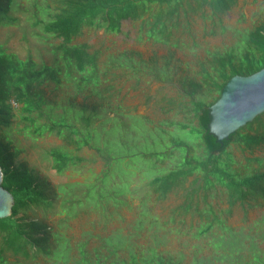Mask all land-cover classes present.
Here are the masks:
<instances>
[{
	"label": "trees",
	"instance_id": "trees-1",
	"mask_svg": "<svg viewBox=\"0 0 264 264\" xmlns=\"http://www.w3.org/2000/svg\"><path fill=\"white\" fill-rule=\"evenodd\" d=\"M28 1L32 17L30 26L38 28L43 33L38 36L44 39L51 37L57 42L50 50L54 56L52 62L40 64L30 56L20 58L0 44L1 185L11 193L14 199L11 214L0 218V264H11L12 262L8 260L9 256L23 263L36 262L40 257L53 258V261L65 260L63 255L54 254L52 251L55 248L59 249L58 245L63 236L53 231L47 219L49 215L58 212L54 210L53 199L56 197V192L22 156V147L11 135L13 130L32 138L41 137L45 133L52 134L61 139L66 146L71 145L74 151H78L83 146L94 149L101 155L106 167H110L113 163L114 157L111 156L110 149L105 144L98 146L95 145L96 142H93L95 134L99 137L96 126L92 125L94 119H101V112L110 109L105 104L110 98L104 94L108 93L110 86L101 88L99 85L107 74V69L111 71L115 64L130 67L135 73L144 68L143 61L141 58L136 60L132 54H120L118 57L109 55V66L99 75L100 51L91 49L87 42H74L82 35L83 30L85 28L103 29L105 33L118 34L121 33L122 21H140L139 37H145L154 44L165 47L167 51L163 56L161 67H156L149 62L148 69L158 79L170 82L174 76L171 60L176 50L188 43L182 38L193 37L191 21L195 17L208 21L210 26L207 35L211 37L223 35L227 27L222 23V16L232 10L238 0ZM22 10L27 9H22L17 0H0V27L16 25L18 19L13 13ZM241 16L244 17L243 14ZM261 16L237 41V46L225 47L222 51L206 50L208 58L205 62H199L200 71L197 72L202 79L198 80L195 76L189 75L178 76L177 94L170 99V104L176 103L182 107V111L191 117L187 119L190 122L195 121V124L189 125L171 120L166 124L177 126L179 131L190 128V133L194 135V142L188 144L183 140H173L171 147L164 151L140 154L142 157L153 160L149 167L155 170L156 161L169 158L173 148L179 150L175 166L166 169L162 175L158 173L152 176L148 181V187L157 194L158 198H165L167 194L182 189L186 180L192 177L191 188L185 190L180 204L172 209V213L176 209L181 216L187 214L198 216L197 236L216 232L212 228L217 226L220 233L215 239L209 238L210 241L207 244L213 248L209 247L210 250H216L218 247H223L222 244L237 241L234 231L225 224L227 216L220 217L221 213L215 212L214 206L208 201L206 191L211 176H219L224 181L225 200L228 205L224 211L227 214H230L232 208L238 205L244 209L245 214L247 210L244 205L251 208L264 203V157H247L248 161L255 162L257 167H252V173L241 180L226 174L217 165L218 156L226 152L230 144L235 145L242 152L247 150L251 154L255 149L264 147V112L237 129L231 135L232 141L215 154L209 152L202 137L205 130L199 120L201 111L219 97L221 87L231 76L250 75L264 67V17ZM191 44L189 49L197 45L193 38ZM63 80L71 82L75 89V93L67 99L65 104L54 99L55 92L58 91ZM212 92L216 95L211 97ZM78 95L81 96V101L77 100ZM204 95L211 99L206 100ZM91 97L92 100H90ZM55 108H60L61 112L56 113ZM110 112L116 111L111 108ZM19 123H23L22 126L15 128L14 126H18ZM194 146L201 151V156L191 154ZM46 155L51 159V167L59 174L82 160L76 154L67 152L61 147L46 150ZM107 173H110L107 168L102 171V176L98 178L100 182V186L97 184L98 187L105 189L102 180L108 177ZM111 197L110 193H104L95 201H87L91 202L93 208L104 210L107 207L108 198ZM144 204L143 202L141 205L144 206ZM122 205L128 206V201L124 200L118 205L115 204L117 207L115 210ZM35 209L42 212L41 217H29L28 212H35ZM79 213L80 211L71 217ZM141 213L145 214V212ZM173 220L172 217L171 221ZM59 221L63 223V219ZM150 224H155L154 218ZM66 240L68 242L67 238ZM103 240L104 245H108L107 257L117 258V260L112 258L113 264L118 262L122 264H182L184 261V254L181 251L170 256L158 253L154 248H149L145 252L134 251L131 250V246L126 248L128 258L124 260L119 257V251L126 241L123 236L114 234L111 238L104 237ZM84 243L82 242L79 248L81 259L75 264L88 263L86 253L82 249ZM68 249L67 246L66 254ZM237 256L244 257L242 254L230 255L229 263L239 264ZM100 262L97 256L94 264H101ZM189 264H206V259L197 252L193 254Z\"/></svg>",
	"mask_w": 264,
	"mask_h": 264
},
{
	"label": "rangeland",
	"instance_id": "rangeland-1",
	"mask_svg": "<svg viewBox=\"0 0 264 264\" xmlns=\"http://www.w3.org/2000/svg\"><path fill=\"white\" fill-rule=\"evenodd\" d=\"M17 2L22 9L27 10L13 13L18 19L16 25L0 27V44L20 58L30 56L38 64L51 63L54 56L50 50L57 40L38 36L43 33L38 28L30 26L32 20L30 2L28 0H17ZM242 14L244 17L241 16ZM260 15L264 17V0H238L236 6L222 16V23L227 27L226 32L214 37L207 35L209 22L195 17L191 25L192 38L197 45L189 49L190 45L192 46V38L187 36L182 38L188 43L182 45L183 47L180 46L171 60L174 76L170 82L158 79L148 69L149 62L161 67L163 56L167 51L165 47L154 44L145 37H139L140 21H122L121 33L118 34L105 33L103 29L85 28L82 35L74 42H87L91 49L100 51L99 75L109 66V55L118 57L120 54H132L136 60L141 58L144 68L134 73L130 67L115 64L111 71L107 69V74L99 85L101 88L110 86L108 93H104L110 98L105 104L116 112L112 113L110 109L102 111V118L94 119L92 125L96 126L99 137L95 134L93 142L98 146L105 144L110 149V154L114 157L110 167H106L97 151L87 146L74 151L71 145L66 146L61 139L52 134L45 133L41 137L32 138L15 130L11 132L16 143L22 147V156L28 164L44 177L56 192V197L53 199L54 210L60 213H53L47 219L53 231L63 236L58 245L59 249L55 248L52 251L65 258L63 261H53V258L40 257L36 262L23 263L9 256L8 260L12 262L11 264L79 263L81 259L79 248L82 242H85L82 249L86 253L87 264H94L97 256L101 264H113L112 258L116 260L117 258L107 257L108 245H104L103 239L106 236L111 238L114 234H120L126 240L119 251V257L124 260L128 258L126 248L131 246V250L134 251L145 252L149 248H154L156 252L170 256L181 251L184 254L182 264H189L191 257L197 252L206 259V264H232L229 263L230 255L234 256V254L244 256L243 258L237 256L239 264H264V203L251 208L244 205L247 210L245 214L244 209L238 205L227 214L224 211L228 207L224 181L219 176H211L206 191L208 201L214 206L215 212L221 213L220 217L227 216L225 224L231 227L237 238V241L231 244L225 243L222 244L223 247L212 250L213 248L207 243L210 237L215 239L220 233L217 226L212 228L216 232L197 236L198 216L189 214L181 216L176 209L172 213V209L180 204L185 190L191 188L192 177L186 180L182 189L167 194L165 198H158L157 194L148 187V181L152 176L158 173L162 175L166 169L175 166L179 150L173 148L169 158L156 161L155 170L149 167L153 160L140 155L164 151L171 147L173 140H183L188 144L194 142L190 128L179 131L177 126L166 124L170 120L189 125L195 124V121L188 120L190 116L182 111V107L176 103L170 104V99L177 94L178 76L189 75L195 76L198 80L202 79L197 72L200 71L199 62H205L208 58L206 50L222 51L225 47L237 46V41L255 24ZM84 92L88 94L87 91ZM55 93L54 99L65 104L75 93V89L71 82L63 80ZM47 95H50L49 92ZM214 95L216 93L212 92L211 97ZM204 97L206 100L211 99L206 95ZM76 98L81 101L80 95ZM55 112L60 113V108H55ZM22 124L19 123L18 126L14 124V127L18 128ZM52 147H61L67 152L76 154L82 160L77 165L68 167L63 173H56L51 167L50 157L46 155V150ZM191 154L201 156L202 153L194 146ZM252 156L264 157V147L255 149L251 154L247 150L242 152L238 147L230 144L226 152L218 156L217 165L226 174L241 180L252 173V167H257L255 162L247 159ZM106 168L110 173H107L108 177L102 180L104 189L97 184L100 186L98 178L100 179L102 171ZM104 193H110L112 196L108 198L104 210L93 208L91 202L87 201H95ZM142 199L144 206L141 205ZM124 200L128 201L129 205H122L115 210L117 208L115 204L118 205ZM78 211L79 214L71 217ZM28 213L29 217L42 216L39 209ZM172 217L173 221H171ZM153 218L154 225L150 224ZM60 219H63V223L59 221ZM67 246L69 249L66 254ZM209 247L212 249L210 250ZM118 264L122 263L118 262Z\"/></svg>",
	"mask_w": 264,
	"mask_h": 264
},
{
	"label": "water",
	"instance_id": "water-1",
	"mask_svg": "<svg viewBox=\"0 0 264 264\" xmlns=\"http://www.w3.org/2000/svg\"><path fill=\"white\" fill-rule=\"evenodd\" d=\"M201 112L199 120L205 130L202 137L211 154L219 153L237 129L264 112V67L250 75L231 76L221 87L219 97ZM1 179L0 168V218L10 215L14 204Z\"/></svg>",
	"mask_w": 264,
	"mask_h": 264
}]
</instances>
